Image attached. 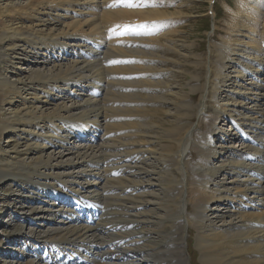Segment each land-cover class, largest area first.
Instances as JSON below:
<instances>
[{"label":"bare ground","instance_id":"bare-ground-1","mask_svg":"<svg viewBox=\"0 0 264 264\" xmlns=\"http://www.w3.org/2000/svg\"><path fill=\"white\" fill-rule=\"evenodd\" d=\"M131 8L125 0H0V138L8 137L0 144V185L10 180L26 193L17 234L32 245L49 244L51 254L37 251L22 264H99L95 256L110 264H143L138 258L146 264L184 258L187 264L180 249L189 228L197 231L201 255L206 249L218 255L217 262L202 256L205 264H264V58L249 44L245 61L220 55L214 66L203 59L209 70L197 106L180 81L153 92L162 83L157 76L173 72L146 54L159 55V39L168 50H182L171 39L177 31L168 28L167 14L157 26L152 18L160 13L147 12L150 17ZM133 27L137 35L130 34ZM104 38L110 39L98 42ZM141 45L158 50L145 52ZM128 52L122 74L120 56L123 65ZM214 54L209 47L210 58ZM194 79L192 88L200 82ZM123 85L127 95L117 89ZM149 93L154 102L163 100L161 106L178 101L188 117L196 108L201 123L213 113L232 126L217 135L213 126L201 137H193L194 127L180 137H152L148 129L158 127L146 120L153 113L138 102ZM124 97L129 102L123 100L127 106L117 119ZM100 137L105 142L97 146ZM191 150L207 161L189 167ZM173 164L182 165L184 178L173 175ZM193 193L202 196L190 199L192 213L187 198ZM83 207L96 208V226L71 215ZM107 243L116 249L111 255L98 250Z\"/></svg>","mask_w":264,"mask_h":264},{"label":"rangeland","instance_id":"rangeland-1","mask_svg":"<svg viewBox=\"0 0 264 264\" xmlns=\"http://www.w3.org/2000/svg\"><path fill=\"white\" fill-rule=\"evenodd\" d=\"M180 1L181 2L178 6H170L165 5V2H163L162 5H156L153 3L144 1L140 2L139 0H137V2L140 3L135 7H132L131 10H142L147 15H149L147 12H152L151 15H154L157 12L160 13L161 17L152 18L154 24L157 26H160L161 23H164L166 21L163 18L167 14L171 24L168 28L177 31V33L174 34L171 39L177 41L179 47H181L182 53L168 50V44L162 39H159L160 44L164 45V48L160 49L161 52L159 53V55L155 57L150 53L146 54L149 59H147V61L153 60L160 62L161 64L159 67L163 66V70L173 72L172 74L163 73L157 76V80L162 83L152 86L153 92L155 91L156 87L164 90L166 84L170 83L172 79L173 81H180L182 83L180 85L182 87V91L190 94L193 105L197 106L200 104L202 98L204 97V85L207 82V71L209 70L208 65L203 64V59H205L207 63L211 61L212 65L214 66L219 65L220 55H233V58L236 62H238L240 59H243L245 61V58L247 57L245 51L249 44H254L261 53V56L264 58V0H254V3L250 5H247L250 2L249 0H242L243 4L241 6L239 5V0ZM249 15L253 16L254 20L248 21L247 16ZM246 22H248V24L252 26L251 30H247V28L243 26L246 24ZM235 26L241 27V33H238L236 31ZM136 30L137 29L133 27L130 30V34H136ZM238 35H240L241 37ZM138 38H140V36H138ZM249 38H251V40ZM109 39L110 38H104L102 41L98 42H103ZM135 46L138 47V44L135 43ZM209 47L215 51V54L212 55L211 58L209 56ZM140 49L145 52H156L158 50L157 48L154 50L144 49L143 45H141ZM257 49L254 51H257ZM127 56V60H122L123 65L121 64L122 58L120 56V65L118 67L123 68L122 74H125L127 72L128 66L125 64L130 63L129 52ZM159 56H163V58H159ZM135 57L136 55H133L132 59L134 60ZM156 59H162V61ZM195 62H198L200 64L197 65ZM226 64L229 65V60L226 61ZM148 72L150 73L152 71L148 70ZM173 75L174 77H172ZM195 76L200 82H198L197 87L192 88V85L195 84ZM166 80H169V82H165ZM171 84L174 85L172 82ZM117 89H120V93H122L123 95H127L128 93V88L126 90V87L124 85L118 86ZM222 94L223 96L225 95L224 93ZM151 95L152 94L150 93L146 94L144 97H146L147 100H138V102L145 105L149 104V109L153 113V115L148 117L146 120V122H151L158 127L155 129H148L149 135L152 137H180L186 129L191 130L192 127H194L193 137H201L208 134L212 130L213 126H215V129L213 130L214 135L224 132L227 133V131L231 128L230 127L228 129V125L224 123L223 120H221L223 119L222 117H224L226 121L230 122L227 116L223 114V116L221 117V115L219 114L207 113L205 114V116H203L204 121L201 123L200 119H202V117L197 114L196 108L190 112L191 116L188 117V111L184 107H182L178 101H172L171 104L165 102V105L161 106L163 100H157L156 102H154L152 99H150ZM159 96H157V98ZM124 99H127L129 102V98L127 97H124L119 101V105L115 110L117 119H119L124 114V110L127 106V101H125V106L121 105L122 102H124ZM162 110L170 112L173 111V113L170 117H165L164 119H162V117L158 116V113L161 114ZM7 140L8 137H4L2 138V140L0 138V144H4L5 142H7ZM100 140L101 137L99 141H97L98 143L96 142L97 146H100L105 142L103 140ZM89 141L79 142L76 144H87ZM165 141L169 142L168 148L172 149V146L174 144L169 140ZM238 146H240V144H238ZM97 150H99V148H95V151ZM110 151L111 150H108V152ZM203 160L207 161L206 159L202 158L201 154L195 152L194 150L189 151V156L187 157V160L185 159L189 167L197 166ZM172 166L173 175L177 178H184L182 173V165L173 164ZM20 189L22 188L17 187V185L10 180H5V182L0 185V264H22L26 263L29 260L28 258L26 262L15 263L10 259H7L9 258L8 254L13 253L14 255H17V257H19L20 252L22 251L21 245L14 247L10 244L14 241V237L19 232L20 228L18 214H21L20 203L24 202L20 197H24L26 195V193ZM137 196L143 197L141 195ZM200 196L202 195H194L193 193L187 198V207H189L190 212L193 213L194 211L190 199L198 198ZM96 212L97 211L95 210L93 213ZM23 223H21V225ZM196 236L197 231L193 228H189L188 233L187 230L184 233V237H186L187 243H184L183 241V247L180 249V252L185 257L186 263L205 264L202 261V256L210 258L211 262H217L218 255L208 252L207 249L204 250L203 255H201L200 248L197 247ZM29 244L32 245L30 241H27V244H25V246ZM36 250H38V247H36ZM183 259L184 258L178 259V261H181L180 264H183ZM138 260L140 263L146 264V261H142L140 259Z\"/></svg>","mask_w":264,"mask_h":264},{"label":"snow or ice","instance_id":"snow-or-ice-1","mask_svg":"<svg viewBox=\"0 0 264 264\" xmlns=\"http://www.w3.org/2000/svg\"><path fill=\"white\" fill-rule=\"evenodd\" d=\"M125 6L127 7H133V3L131 2V0H125Z\"/></svg>","mask_w":264,"mask_h":264}]
</instances>
